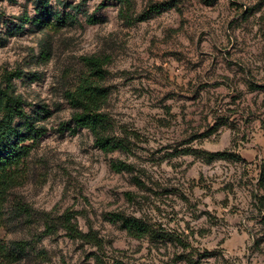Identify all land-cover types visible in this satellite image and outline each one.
<instances>
[{
    "label": "rangeland",
    "instance_id": "obj_1",
    "mask_svg": "<svg viewBox=\"0 0 264 264\" xmlns=\"http://www.w3.org/2000/svg\"><path fill=\"white\" fill-rule=\"evenodd\" d=\"M48 1L54 28L35 22L40 0H0V85L17 75L47 129L0 224L26 254L2 264H264V0H132L130 23L116 0ZM89 57L106 63L112 153L65 97ZM67 213L103 248L70 238Z\"/></svg>",
    "mask_w": 264,
    "mask_h": 264
},
{
    "label": "trees",
    "instance_id": "obj_2",
    "mask_svg": "<svg viewBox=\"0 0 264 264\" xmlns=\"http://www.w3.org/2000/svg\"><path fill=\"white\" fill-rule=\"evenodd\" d=\"M40 1L42 5L41 8L38 7L40 17L35 22L42 28H54L56 25L51 23L49 1ZM116 1L122 7L120 16L125 22L130 23L133 18L132 0ZM60 20L57 24L61 23ZM85 62L89 73L81 79L74 91H68L65 95L72 110V122L76 129H87L93 135L95 146L99 150L112 153L123 148L124 142L112 135L113 124L110 116L105 112L110 91L99 82L106 78V70H104L106 63L97 57L86 58ZM16 77L17 75H9L0 85V224L10 192L22 183L26 160L39 140L47 134V129L41 125L39 117L27 111L30 105L17 93L13 83ZM217 156L222 157L223 154ZM112 169L120 173L129 170L130 167L123 162H114ZM72 220V215L67 213L60 218L58 226H61L74 240L83 241L99 249L103 248L100 239L93 231L84 233ZM114 221L121 222L124 229L136 238H144L152 233L147 224L136 218H126L118 214L115 215ZM53 224L48 222L47 230L51 231ZM27 246V242L7 244L0 239V264L18 262L26 254ZM95 264L107 263L97 257ZM111 264L127 263L117 261Z\"/></svg>",
    "mask_w": 264,
    "mask_h": 264
},
{
    "label": "clouds",
    "instance_id": "obj_3",
    "mask_svg": "<svg viewBox=\"0 0 264 264\" xmlns=\"http://www.w3.org/2000/svg\"><path fill=\"white\" fill-rule=\"evenodd\" d=\"M221 39L223 40V37H221Z\"/></svg>",
    "mask_w": 264,
    "mask_h": 264
}]
</instances>
